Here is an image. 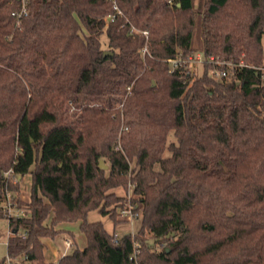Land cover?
Listing matches in <instances>:
<instances>
[{"label": "trees", "instance_id": "trees-1", "mask_svg": "<svg viewBox=\"0 0 264 264\" xmlns=\"http://www.w3.org/2000/svg\"><path fill=\"white\" fill-rule=\"evenodd\" d=\"M232 3L27 0L19 17L22 0H0L7 255L28 264H264V0ZM198 51L216 62L170 70L168 58ZM221 68L234 75L218 78ZM118 187L133 189L134 233L87 219L98 209L121 221L128 198ZM9 193L22 215L9 214ZM77 221L86 246L47 261L45 240Z\"/></svg>", "mask_w": 264, "mask_h": 264}, {"label": "rangeland", "instance_id": "rangeland-1", "mask_svg": "<svg viewBox=\"0 0 264 264\" xmlns=\"http://www.w3.org/2000/svg\"><path fill=\"white\" fill-rule=\"evenodd\" d=\"M202 1H204V0H193V3L195 5V7L198 8ZM232 2L233 3L230 5V7L235 6V0H232ZM103 40L105 42L107 41L106 35H103ZM193 44L195 46L197 45L196 38H194ZM198 70L202 71V66H198ZM171 139H174V137L171 136ZM103 160H104V163L106 165H108L107 169H109L110 162L107 159L106 160L103 159ZM116 192L118 194H121V195L126 196L128 198L127 199L128 203L122 209H130V207H135V204L132 203L130 200L134 196L132 187L130 188L129 191H126L123 187H118L116 189ZM19 194H20L21 198H23V199L28 198V196H29V177L28 176L26 177V179L24 181L21 182V193H19ZM120 214H121L120 215L121 221L114 222L113 219L109 215H104L98 209H96V210H92L91 212H89L87 219L90 222L102 221L103 224L105 225V227L107 228V230L110 231L111 233L116 234V235H123V234L129 233V232L134 233L135 231H137V229L141 225V216H139L138 218H136L134 216V217H132V219H130L128 216L123 215L121 212H120ZM63 227L65 229L70 230L72 233L75 234V236L77 238L78 245H79L78 247H82V246L86 245L87 240H86L84 233L80 229V222L79 221L65 224V225H63ZM7 231H8V219L0 218V259L3 258L4 256H6V254H7V244L5 241ZM66 234L69 235L68 232H62L61 234H59L57 236L58 237L57 240H58V242L61 243V245L64 243V237H66ZM71 234H70V236H72ZM79 236H82L81 237L82 239H80ZM49 239H51V238H49ZM56 245L59 246L60 244L59 243L58 244L57 243L56 244L55 243L49 244L50 252H52L53 249H58L57 248L58 246H56ZM75 247H76V244H75V246H72L71 248L69 247L68 250L73 251V249ZM57 258H55V259H57Z\"/></svg>", "mask_w": 264, "mask_h": 264}, {"label": "built area", "instance_id": "built-area-1", "mask_svg": "<svg viewBox=\"0 0 264 264\" xmlns=\"http://www.w3.org/2000/svg\"><path fill=\"white\" fill-rule=\"evenodd\" d=\"M28 9H27V0H22V8L21 11L19 12V17L22 16L23 14H27ZM114 17L109 16V20H112ZM144 34L147 35V30L143 31ZM143 55L145 56L146 53H148V44H146L142 49H141ZM167 61L170 64L171 71H175L177 69H180L181 67L185 68H190L194 69L195 67L198 66H203L206 62H216L215 58L213 56H205V54L201 51L195 52L193 54H189L187 56H178V57H173V58H168ZM219 64H225V61H217ZM227 64V63H226ZM228 65H232V63L228 62ZM215 75L220 78L224 79L228 76L234 75L233 70H228L226 68H221L215 72ZM12 195L11 193L8 194L7 196V203L6 205L9 208V214L14 215V216H20L23 214V210L20 208H16L12 206ZM132 208L130 209H122L121 213L123 215L128 216L130 219L134 217V214L132 212ZM11 233V232H10ZM67 245L70 246L71 242L67 241ZM25 259V258H24ZM2 264H28V261L24 260V262L21 261H15L13 260L9 255H6V258Z\"/></svg>", "mask_w": 264, "mask_h": 264}, {"label": "crops", "instance_id": "crops-1", "mask_svg": "<svg viewBox=\"0 0 264 264\" xmlns=\"http://www.w3.org/2000/svg\"><path fill=\"white\" fill-rule=\"evenodd\" d=\"M70 234L71 233H69V235L68 234H66V237H64V243L61 245V243L60 242H58V240H57V238L58 237H55L54 239H46L45 240V249H44V253H45V257H46V259H47V261H50V262H54V263H57L58 261H59V259L63 256V255H65V254H68V253H70V252H72V251H70V250H68V248L70 247H72V246H75V244H76V247H78L79 245H78V242H77V238H76V236H75V234L74 233H72L71 235L73 236H70ZM9 235H10V228H9V221H8V231H7V235H6V244L8 243V238H9ZM58 236V235H57ZM80 237V239H82L81 237L82 236H79ZM67 241H70L71 242V245L70 246H68L67 245ZM53 243H59L60 245V247L58 246V245H56V246H58L57 248L58 249H53V251L52 252H50V250H49V244H53ZM86 246V245H85ZM85 246H82V247H79V248H81V249H83ZM75 247V248H76ZM74 248V249H75ZM73 249V250H74ZM7 255V254H6ZM60 255V256H59ZM5 257V256H4ZM3 257V258H4ZM58 257V258H57ZM3 258H1V259H3ZM55 258H57V259H55ZM0 259V260H1Z\"/></svg>", "mask_w": 264, "mask_h": 264}, {"label": "water", "instance_id": "water-1", "mask_svg": "<svg viewBox=\"0 0 264 264\" xmlns=\"http://www.w3.org/2000/svg\"><path fill=\"white\" fill-rule=\"evenodd\" d=\"M107 54H112V52L106 50V51H105V55H107ZM100 166L103 167V168H105V169L108 168V165H106V164L104 163V160H103V159L100 160Z\"/></svg>", "mask_w": 264, "mask_h": 264}]
</instances>
